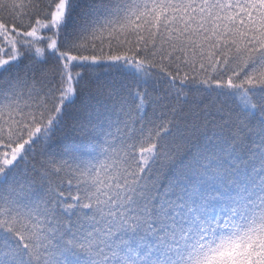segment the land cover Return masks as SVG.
Here are the masks:
<instances>
[{
  "label": "snow or ice",
  "instance_id": "snow-or-ice-1",
  "mask_svg": "<svg viewBox=\"0 0 264 264\" xmlns=\"http://www.w3.org/2000/svg\"><path fill=\"white\" fill-rule=\"evenodd\" d=\"M0 264H264V0H0Z\"/></svg>",
  "mask_w": 264,
  "mask_h": 264
}]
</instances>
